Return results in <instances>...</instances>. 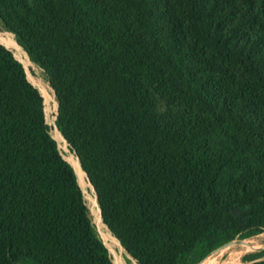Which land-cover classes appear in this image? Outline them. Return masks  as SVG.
<instances>
[{
    "label": "trees",
    "instance_id": "16d2710c",
    "mask_svg": "<svg viewBox=\"0 0 264 264\" xmlns=\"http://www.w3.org/2000/svg\"><path fill=\"white\" fill-rule=\"evenodd\" d=\"M0 29L44 71L138 264H200L264 233V0H0ZM51 131L0 44V264H114Z\"/></svg>",
    "mask_w": 264,
    "mask_h": 264
},
{
    "label": "rangeland",
    "instance_id": "374dc122",
    "mask_svg": "<svg viewBox=\"0 0 264 264\" xmlns=\"http://www.w3.org/2000/svg\"><path fill=\"white\" fill-rule=\"evenodd\" d=\"M0 44L9 49L13 53L15 59L23 65L26 72L27 80L32 83L44 97L46 120L52 129L51 134L54 139L58 142L59 148L64 158L73 166L75 171H78H76L78 175V181L85 196L87 205L90 209L93 222L100 235V238L102 239L106 247L109 249L113 263L138 264V262L122 247L118 239L110 232L108 227L104 224L96 192L93 186L90 184L87 175H85L84 172L81 170L82 168L79 160L77 159L75 154L71 152L68 143H65L57 129L56 119L58 115L59 105L56 99L55 92L47 81L44 71L30 61L26 52L17 44L15 36L12 33L5 32L3 29H0ZM249 241H254L256 247L248 250L243 248L242 244ZM263 251L264 233L257 237L246 239V241L237 239L214 252L200 264H206L210 259L214 258L217 260L211 264H245V257L255 255ZM234 260L235 262H233Z\"/></svg>",
    "mask_w": 264,
    "mask_h": 264
},
{
    "label": "bare ground",
    "instance_id": "6f19581e",
    "mask_svg": "<svg viewBox=\"0 0 264 264\" xmlns=\"http://www.w3.org/2000/svg\"><path fill=\"white\" fill-rule=\"evenodd\" d=\"M78 164H79V162H78ZM77 169V168H76ZM82 170V169H81ZM77 171V170H76ZM78 172V171H77ZM108 235V234H107ZM110 236V235H109ZM112 242H113V239H112ZM116 242V241H115ZM241 243H243V242H241ZM242 246H243V248H245V249H252V248H254V247H256L255 246V244H254V241L252 242V241H249V242H245V243H243L242 244ZM228 250V249H227ZM242 250H244V249H242ZM223 251V250H222ZM247 253V252H246ZM240 256V255H239ZM217 259H210L206 264H211V263H213L214 261H216ZM237 260V259H236ZM233 262H235V260L233 261ZM239 263V262H238Z\"/></svg>",
    "mask_w": 264,
    "mask_h": 264
},
{
    "label": "water",
    "instance_id": "95a60500",
    "mask_svg": "<svg viewBox=\"0 0 264 264\" xmlns=\"http://www.w3.org/2000/svg\"><path fill=\"white\" fill-rule=\"evenodd\" d=\"M246 241V240H245Z\"/></svg>",
    "mask_w": 264,
    "mask_h": 264
}]
</instances>
